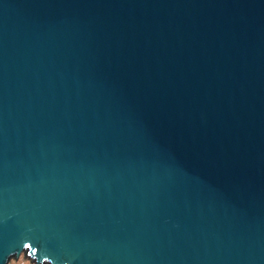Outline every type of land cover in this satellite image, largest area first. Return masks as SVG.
<instances>
[{
	"label": "water",
	"instance_id": "95a60500",
	"mask_svg": "<svg viewBox=\"0 0 264 264\" xmlns=\"http://www.w3.org/2000/svg\"><path fill=\"white\" fill-rule=\"evenodd\" d=\"M264 264V0H0V264Z\"/></svg>",
	"mask_w": 264,
	"mask_h": 264
},
{
	"label": "rangeland",
	"instance_id": "374dc122",
	"mask_svg": "<svg viewBox=\"0 0 264 264\" xmlns=\"http://www.w3.org/2000/svg\"><path fill=\"white\" fill-rule=\"evenodd\" d=\"M8 264H32L26 257V255L23 253L16 259H10L8 261Z\"/></svg>",
	"mask_w": 264,
	"mask_h": 264
}]
</instances>
